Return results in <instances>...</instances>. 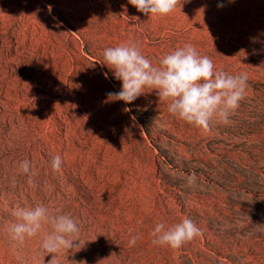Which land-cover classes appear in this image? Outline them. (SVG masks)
Listing matches in <instances>:
<instances>
[{"label": "rangeland", "instance_id": "1", "mask_svg": "<svg viewBox=\"0 0 264 264\" xmlns=\"http://www.w3.org/2000/svg\"><path fill=\"white\" fill-rule=\"evenodd\" d=\"M128 41L154 66L192 44L216 69L247 73L246 97L208 132L150 88L104 103L122 82L103 52ZM38 205L81 226V249L60 264H264V0H180L151 18L128 0H0V264L52 258L50 225L22 244L8 233L14 208ZM186 217L201 232L191 242H152L156 224Z\"/></svg>", "mask_w": 264, "mask_h": 264}, {"label": "clouds", "instance_id": "2", "mask_svg": "<svg viewBox=\"0 0 264 264\" xmlns=\"http://www.w3.org/2000/svg\"><path fill=\"white\" fill-rule=\"evenodd\" d=\"M128 3L151 18L170 14L180 0H128ZM218 7H223V4H218ZM252 39L255 42L256 38ZM103 58V64L112 70L116 80L122 82L121 90L108 92L104 103L122 100L131 104L145 93V88L157 90L159 100L169 102L171 114L204 132L211 130L214 121L228 124L231 114L246 97L247 73L232 75L216 69L213 60L200 55L192 44H185L164 55L159 66H154L134 41L106 48ZM105 76L107 78V73ZM62 163L59 154L53 156V172H60ZM19 167L30 177L36 174L34 164L27 159L21 161ZM11 215L16 222L8 226V233L13 241L20 244L26 238L40 234L45 225H50L51 231L46 232L41 240L42 249L53 254L48 264H60L58 255L62 250L81 249V226L70 214H52L47 207L38 205L14 208ZM200 234V229L187 217L167 228L165 224L158 223L151 232L154 244L173 249L191 242ZM138 239L139 236H132L130 246H135ZM77 240L79 243H74Z\"/></svg>", "mask_w": 264, "mask_h": 264}, {"label": "bare ground", "instance_id": "3", "mask_svg": "<svg viewBox=\"0 0 264 264\" xmlns=\"http://www.w3.org/2000/svg\"><path fill=\"white\" fill-rule=\"evenodd\" d=\"M9 41V40H8Z\"/></svg>", "mask_w": 264, "mask_h": 264}]
</instances>
